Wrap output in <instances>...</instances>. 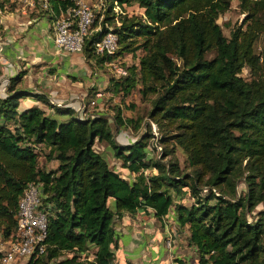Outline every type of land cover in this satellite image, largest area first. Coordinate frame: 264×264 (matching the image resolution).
I'll use <instances>...</instances> for the list:
<instances>
[{"label": "trees", "instance_id": "1", "mask_svg": "<svg viewBox=\"0 0 264 264\" xmlns=\"http://www.w3.org/2000/svg\"><path fill=\"white\" fill-rule=\"evenodd\" d=\"M100 1L81 53L96 64L119 58L126 74L110 77V91L123 97L139 85L146 113L123 116L113 104L111 114L83 118L23 89L21 72L9 77L0 96L1 239L14 234L18 198L34 181L46 213L44 251L21 264H117L113 218L147 209L161 222L172 210L194 264H264V209L247 218L264 205V65L254 47L264 32V0H239L244 26L232 28L229 37L216 22L229 0ZM133 3L139 15L123 10ZM35 4L53 17L71 0H48L47 9ZM109 27L117 50L94 52L93 43ZM125 53L137 61L125 64ZM245 66L249 79L239 74ZM28 95L51 111L21 107L19 99ZM144 117L145 130L132 142L114 139L111 123L135 134ZM149 121L157 131L158 155L149 150ZM95 140L107 143L129 179L93 148ZM44 148V159L56 161L49 169L38 165ZM176 148L184 154V168Z\"/></svg>", "mask_w": 264, "mask_h": 264}, {"label": "crops", "instance_id": "2", "mask_svg": "<svg viewBox=\"0 0 264 264\" xmlns=\"http://www.w3.org/2000/svg\"><path fill=\"white\" fill-rule=\"evenodd\" d=\"M8 9L5 12L0 8V96L5 94L9 77L21 72L18 85L29 93L44 94L47 103L52 105L69 106L76 110L83 105L86 112L105 113L106 104L103 99L108 95L112 100L111 106L120 105L123 116L137 115V102L131 98L132 92L136 90L138 99L144 101L139 93V85L123 97L120 93H112L110 77L113 75L104 63L96 64L91 58L85 59L81 51L67 52L54 46L49 23L61 12L50 17V13L39 11L36 4L23 6L15 2ZM123 103L126 105L123 106ZM19 105H37L46 112L52 109L46 102L32 95L20 98ZM147 122L144 117L141 129L145 130ZM121 130L116 128L113 134L118 143H129L137 137V134H127ZM121 132L124 133L122 136ZM94 143L96 145V140ZM99 144L100 147L93 148L104 152L109 165L119 169L121 175L129 179L131 174L121 167L118 158L111 155L107 143L100 140ZM125 172L128 175H124ZM144 172L153 173L154 169L146 168ZM150 211L123 213L113 218L116 263L194 264L195 254L186 243V232L177 229L172 221L162 223ZM171 228L174 243L165 246L164 239L170 235L168 229ZM6 241L0 237V248L4 247Z\"/></svg>", "mask_w": 264, "mask_h": 264}, {"label": "built area", "instance_id": "3", "mask_svg": "<svg viewBox=\"0 0 264 264\" xmlns=\"http://www.w3.org/2000/svg\"><path fill=\"white\" fill-rule=\"evenodd\" d=\"M23 6H33L36 0H12ZM42 8L47 9L48 0H38ZM98 0L94 7L86 0H71L66 9L52 19L50 23L51 39L54 46L67 52H80L84 36L90 31L95 17V9L102 6ZM114 8H118L115 4ZM99 28V25L95 29ZM94 52L111 55L118 48L117 35L110 27L93 43ZM110 73L117 77L126 74L125 67L119 58H112L103 62ZM77 109L81 117L86 118L89 112ZM150 130L155 135V126L150 122ZM16 228L3 248H0L1 264H21L24 259L38 257L44 251L46 236V213L40 207L39 185L29 181L21 191L16 208ZM165 246H169L171 236L164 239ZM23 260V261H22ZM173 264H181L175 262Z\"/></svg>", "mask_w": 264, "mask_h": 264}, {"label": "rangeland", "instance_id": "4", "mask_svg": "<svg viewBox=\"0 0 264 264\" xmlns=\"http://www.w3.org/2000/svg\"><path fill=\"white\" fill-rule=\"evenodd\" d=\"M87 2L91 5V7H94L98 0H87ZM239 0H229V5L228 7L219 13L218 17L216 18V22L220 25V28H221V31L222 33L226 36V37H229L230 35V30L236 26H244V12L241 11L240 7H239V4H238ZM13 1L11 0H0V8L1 10H4L5 12L9 11L8 7L10 5H13ZM37 9L39 11H41L38 7ZM118 10V8H116ZM125 10V13H127V15H139L141 13V8L139 6H137L135 3L133 4H130V5H126L125 8L123 9ZM97 15V14H96ZM97 22L99 21L100 19V16L99 18L97 17ZM52 21V20H51ZM50 21V23H51ZM50 23H49V26H50ZM112 24V23H111ZM50 28V27H49ZM254 47H255V51L257 53L260 54V58H261V62L263 63L264 65V32L260 33L255 42H254ZM140 53H142V51H139V50H136L135 51V55H139ZM212 56V52H209L206 54V57H210ZM125 64H129L132 62V60L134 61H137L136 57H134V59H132L131 55L128 54V53H125L123 54L122 58H121ZM243 78H246V79H249L250 78V73H249V70L248 68L245 66L243 67L241 70H240V73H239ZM132 98L131 100H135L137 102L136 106V114H145L146 113V110L148 108V104L147 102L144 100H140L138 99V93L137 91H133L132 92ZM104 103L106 104V109L105 111L108 113V114H111L112 113V110H111V97L110 96H106L105 95V98L103 99ZM133 103V102H132ZM126 105L125 103H123V106ZM95 111V110H94ZM98 111V110H96ZM154 124V123H153ZM150 121H149V128H150ZM155 126V125H154ZM111 127L113 128V134L115 132L116 129H114V126L113 124L111 123ZM125 130V133L127 134H133L131 132V130L129 128H125L121 131ZM143 130V129H138V130H134V133L138 135V133ZM155 131H156V128H155ZM150 132L152 133V131L150 130ZM124 133L121 132V136L123 135ZM153 134V133H152ZM156 134H157V131H156ZM155 134V135H156ZM155 135L153 134V137H150L148 142H149V150L152 151V153L155 155V154H159V151H160V146L157 145V143L155 142ZM121 138V137H120ZM99 141L100 140H96V145L94 143L93 147L96 148L97 147H100V144H99ZM46 149H41L40 150V154H39V157H38V165L40 167H43L45 169H49V168H52L56 161L55 160H46L44 159L43 157V153H45ZM175 155L177 157V160H178V163L180 165V167H185V162H184V154L182 153V151L179 149V148H176L175 149ZM186 170H188V168H186ZM243 187L242 183H237V189L238 191H240V189ZM188 199V198H187ZM187 201H190V198L187 200ZM260 209H264V205L262 204H258L257 206H255L254 210H252L250 213H247V218L250 219L252 217V215H254L253 213H255L256 211L260 210ZM170 221L173 222L172 225H176L175 224V221L173 219V212L172 210H169V212L167 213V215L163 218V221L164 223H170ZM173 228L171 229H168L169 231V234L170 236L172 237V241H171V245H173L174 243V235L173 234ZM176 242V241H175ZM182 246V244H180ZM182 248V247H181ZM65 254V253H63ZM26 259H24L25 261ZM23 261V260H22ZM23 261V262H24Z\"/></svg>", "mask_w": 264, "mask_h": 264}]
</instances>
